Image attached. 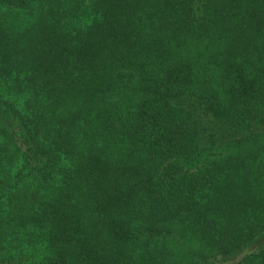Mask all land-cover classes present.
<instances>
[{"label": "trees", "instance_id": "obj_1", "mask_svg": "<svg viewBox=\"0 0 264 264\" xmlns=\"http://www.w3.org/2000/svg\"><path fill=\"white\" fill-rule=\"evenodd\" d=\"M0 264H264V0H0Z\"/></svg>", "mask_w": 264, "mask_h": 264}]
</instances>
